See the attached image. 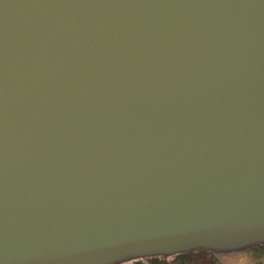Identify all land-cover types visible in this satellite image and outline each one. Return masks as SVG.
I'll return each instance as SVG.
<instances>
[{
  "label": "water",
  "instance_id": "95a60500",
  "mask_svg": "<svg viewBox=\"0 0 264 264\" xmlns=\"http://www.w3.org/2000/svg\"><path fill=\"white\" fill-rule=\"evenodd\" d=\"M260 243L264 0H0V264Z\"/></svg>",
  "mask_w": 264,
  "mask_h": 264
},
{
  "label": "rangeland",
  "instance_id": "374dc122",
  "mask_svg": "<svg viewBox=\"0 0 264 264\" xmlns=\"http://www.w3.org/2000/svg\"><path fill=\"white\" fill-rule=\"evenodd\" d=\"M254 246L256 245L246 247L240 251L230 252L202 251L201 255H206L207 253L212 252L211 256L213 259L208 261L207 264H264V245H261L259 248V261L253 259L256 249L251 247ZM192 253L193 252H189L182 255H191ZM164 258L166 259L167 257ZM137 264H142V262H137ZM152 264H163V262L153 261Z\"/></svg>",
  "mask_w": 264,
  "mask_h": 264
},
{
  "label": "clouds",
  "instance_id": "9594fccd",
  "mask_svg": "<svg viewBox=\"0 0 264 264\" xmlns=\"http://www.w3.org/2000/svg\"><path fill=\"white\" fill-rule=\"evenodd\" d=\"M264 243H260L254 247L256 249V253L253 257L254 260L259 261V248ZM212 252L207 253L206 255H201L199 253H192L191 255H182L177 254L174 256H169L166 258L167 264H207L208 261L212 260L213 257L211 256ZM164 257H143L139 260H128L122 262V264H137V262H142V264H149L152 260H164Z\"/></svg>",
  "mask_w": 264,
  "mask_h": 264
},
{
  "label": "snow or ice",
  "instance_id": "6c2138e0",
  "mask_svg": "<svg viewBox=\"0 0 264 264\" xmlns=\"http://www.w3.org/2000/svg\"><path fill=\"white\" fill-rule=\"evenodd\" d=\"M202 251H207V250H195L193 251V253H199L201 254ZM178 253H168V254H164V253H160V254H156V256L154 257H165L166 255L167 256H174V255H177ZM143 258V256H129V257H123V260L124 261H128V260H139ZM153 261H159V262H163V264H167V260L164 259V260H152L149 262V264H152Z\"/></svg>",
  "mask_w": 264,
  "mask_h": 264
}]
</instances>
